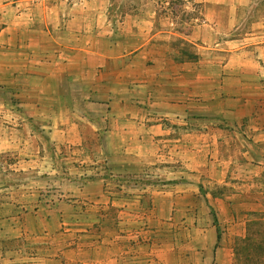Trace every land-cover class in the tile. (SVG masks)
Segmentation results:
<instances>
[{"label":"crops","instance_id":"1","mask_svg":"<svg viewBox=\"0 0 264 264\" xmlns=\"http://www.w3.org/2000/svg\"><path fill=\"white\" fill-rule=\"evenodd\" d=\"M166 9L0 0V264L227 263L206 190L264 172V0Z\"/></svg>","mask_w":264,"mask_h":264},{"label":"rangeland","instance_id":"2","mask_svg":"<svg viewBox=\"0 0 264 264\" xmlns=\"http://www.w3.org/2000/svg\"><path fill=\"white\" fill-rule=\"evenodd\" d=\"M104 1L108 4L111 17L115 21L124 18L133 21V19L136 20L137 16L148 20L153 14V3L156 5L158 3L159 11L162 14L168 11L166 8H171V16L178 22L179 26L186 21L192 23L193 18L198 14L194 10L184 11L186 10L185 4H188L191 0ZM167 2L170 3L169 6H167ZM253 181L254 184L251 185L240 184L237 187L219 188L208 186L206 190L215 197L224 193L228 195L239 194L237 200L230 201L231 211L227 216L220 218L217 211L214 209L211 211L214 222L218 226L219 239L223 233L231 238V255L227 256L226 264H264V172L262 177H256ZM201 188H204V186H201ZM220 223L224 224L223 228ZM191 235L193 236L192 232Z\"/></svg>","mask_w":264,"mask_h":264}]
</instances>
